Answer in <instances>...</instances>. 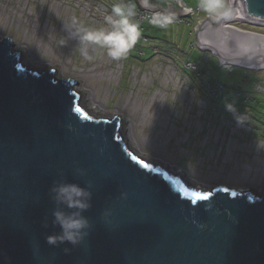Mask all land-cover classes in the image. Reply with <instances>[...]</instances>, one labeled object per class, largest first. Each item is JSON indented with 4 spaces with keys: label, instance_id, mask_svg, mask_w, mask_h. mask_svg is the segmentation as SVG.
Instances as JSON below:
<instances>
[{
    "label": "water",
    "instance_id": "95a60500",
    "mask_svg": "<svg viewBox=\"0 0 264 264\" xmlns=\"http://www.w3.org/2000/svg\"><path fill=\"white\" fill-rule=\"evenodd\" d=\"M168 1V0H167ZM135 0L152 16L192 14L178 0ZM228 19L193 27L200 49L220 63L264 69V0H227ZM0 38V264H264V189L202 190L134 153L112 119L89 114L74 79L25 67ZM220 65V64H219ZM91 192L87 235L49 245L60 232L53 182ZM67 249V251H65Z\"/></svg>",
    "mask_w": 264,
    "mask_h": 264
},
{
    "label": "rangeland",
    "instance_id": "374dc122",
    "mask_svg": "<svg viewBox=\"0 0 264 264\" xmlns=\"http://www.w3.org/2000/svg\"><path fill=\"white\" fill-rule=\"evenodd\" d=\"M182 1L193 8L199 3ZM117 2L0 0V38H11L12 50L19 51L28 69H52L56 79H74L79 104L89 114L108 119L118 115L125 143L148 162L178 167L182 178L202 190L224 185L260 193L264 69L220 63L210 50L200 49L193 27L204 13L162 27L144 21L152 15L138 9L134 19L140 37L125 58L113 61L104 49L89 47L92 58L85 59L64 25L76 17L86 27H104V17ZM242 28L264 33L263 27ZM61 38L67 39L64 45ZM199 86L214 98L200 95ZM226 102L235 113L226 110ZM237 116L244 117L242 123Z\"/></svg>",
    "mask_w": 264,
    "mask_h": 264
},
{
    "label": "clouds",
    "instance_id": "9594fccd",
    "mask_svg": "<svg viewBox=\"0 0 264 264\" xmlns=\"http://www.w3.org/2000/svg\"><path fill=\"white\" fill-rule=\"evenodd\" d=\"M144 4L145 0H141ZM198 7L213 19H228L231 7L225 0H199ZM191 11V9H186ZM137 5L132 0H120L112 5L111 14L104 17V27L89 28L72 17L68 25H64L68 39H75L81 47L85 59H91L89 47L104 49L106 55L113 61L125 58L130 49L140 37L139 24L135 22ZM152 23L166 26L172 23L171 14H157L152 17ZM67 39L61 38L64 45ZM229 112L235 113L232 103H225ZM237 123H242L244 117L237 116ZM51 198L57 207L52 212V223L59 226L58 234L46 237L49 245L68 242L73 246L79 244L91 227L89 220L82 215L90 207L91 192L78 184L54 181L50 188ZM67 251V249H65Z\"/></svg>",
    "mask_w": 264,
    "mask_h": 264
},
{
    "label": "built area",
    "instance_id": "2783aa9c",
    "mask_svg": "<svg viewBox=\"0 0 264 264\" xmlns=\"http://www.w3.org/2000/svg\"><path fill=\"white\" fill-rule=\"evenodd\" d=\"M179 1V3H180V5L181 6H183V7H188L189 9H191L192 10V14H186V15H184V16H181V17H172V23H180V22H182V21H184L185 20V17H187V16H192V17H196V16H200L201 14H205V16L203 17V18H200V19H204L205 17H206V13L205 12H203L198 6L197 7H195V8H193V7H190V6H187L184 2H182L181 0H178ZM225 3H227V0H225ZM140 11V10H139ZM140 12H144V11H140ZM146 13H148V12H146ZM148 14H150V13H148ZM152 17L153 16H149L148 18V20L149 21H151L152 20ZM228 24H235V25H237V26H239V27H241L242 28V25H248V24H246V22L238 15V13H236L234 16H233V18L232 19H230V20H227L226 21ZM172 23H170V24H172ZM167 25H169V24H167ZM166 25V26H167Z\"/></svg>",
    "mask_w": 264,
    "mask_h": 264
},
{
    "label": "trees",
    "instance_id": "16d2710c",
    "mask_svg": "<svg viewBox=\"0 0 264 264\" xmlns=\"http://www.w3.org/2000/svg\"><path fill=\"white\" fill-rule=\"evenodd\" d=\"M157 2H160L161 4H163V5H166L167 4V2L169 1V2H172V1H170V0H156ZM132 2H134L135 3V0H132ZM182 2H184V1H182ZM185 3V2H184ZM186 4V3H185ZM187 5V4H186ZM137 9H138V7H137ZM138 10H140V9H138ZM141 11V10H140ZM144 21H148V22H150V23H152V20L151 21H149V20H144ZM144 21H141V22H144ZM155 51V50H154ZM154 54V53H153ZM190 55H191V53L189 54V56L188 55H186V58H187V56H188V59L190 58ZM130 57H132V56H130ZM150 57H152V54L150 55ZM149 57V58H150ZM199 59H201V58H199ZM202 61H203V59H201ZM200 60V61H201ZM195 64H198V66H199V60H195ZM201 69H200V66H199V69H198V71L196 72V74H198L197 76H195L196 78L198 77L199 78V76H200V74H201V71H200ZM202 79V78H201ZM205 82H208V81H205ZM201 84L203 85L204 83H202L201 82ZM201 88V90H202V88H203V86H199V88L198 89H200ZM203 90H204V88H203ZM201 91L202 93H200V92H198L200 95H203V94H205V95H207V97H213L214 98V96H212V95H208L207 93H206V91L204 90V91ZM227 90V89H226ZM223 92V91H222Z\"/></svg>",
    "mask_w": 264,
    "mask_h": 264
},
{
    "label": "bare ground",
    "instance_id": "6f19581e",
    "mask_svg": "<svg viewBox=\"0 0 264 264\" xmlns=\"http://www.w3.org/2000/svg\"><path fill=\"white\" fill-rule=\"evenodd\" d=\"M97 108V107H96ZM118 116V115H117ZM119 120V119H118ZM120 121V120H119ZM162 165L164 164V162L163 163H161ZM165 167L166 168H168V169H171V168H173L174 167V169H178L177 171L175 170H172V171H174V172H178L179 174H183V170H181V169H179L178 167H175V166H172V165H169V164H165Z\"/></svg>",
    "mask_w": 264,
    "mask_h": 264
},
{
    "label": "crops",
    "instance_id": "0c3cea01",
    "mask_svg": "<svg viewBox=\"0 0 264 264\" xmlns=\"http://www.w3.org/2000/svg\"><path fill=\"white\" fill-rule=\"evenodd\" d=\"M182 1V0H181Z\"/></svg>",
    "mask_w": 264,
    "mask_h": 264
}]
</instances>
